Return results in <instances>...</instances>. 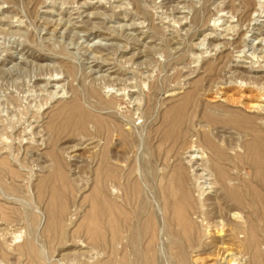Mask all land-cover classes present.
I'll list each match as a JSON object with an SVG mask.
<instances>
[{"label": "rangeland", "instance_id": "1", "mask_svg": "<svg viewBox=\"0 0 264 264\" xmlns=\"http://www.w3.org/2000/svg\"><path fill=\"white\" fill-rule=\"evenodd\" d=\"M263 100L264 0H0V264H264Z\"/></svg>", "mask_w": 264, "mask_h": 264}, {"label": "bare ground", "instance_id": "2", "mask_svg": "<svg viewBox=\"0 0 264 264\" xmlns=\"http://www.w3.org/2000/svg\"><path fill=\"white\" fill-rule=\"evenodd\" d=\"M249 0H245V2H248ZM74 3V2H73ZM116 8V7H115ZM178 8V7H177ZM201 9V8H200ZM228 12V11H227ZM217 15V14H216ZM13 16V15H12ZM165 18V17H164ZM171 20V19H170ZM216 21H214L215 23ZM219 28V27H218ZM225 33V32H224ZM86 44V43H85ZM12 51V50H11ZM211 52V51H210ZM196 55V54H195ZM193 63V62H192ZM57 75V74H56ZM46 76V75H45ZM51 79V78H50ZM241 84V83H240ZM56 85V84H55ZM61 90V89H60ZM111 92V91H110ZM51 94V93H50ZM63 94V93H62ZM61 94V95H62ZM64 95V94H63ZM38 98V96H37ZM264 101V100H263ZM253 103V102H252ZM255 107V110H258L259 112L261 111L262 114H264V106H261V104H255L252 105ZM253 107V108H254ZM4 113V112H3ZM2 113V114H3ZM21 115V114H20ZM10 116V115H9ZM263 116V115H262ZM11 118V117H10ZM9 119V118H8ZM261 121V120H260ZM263 125V124H262ZM212 132V131H211ZM45 136V135H44ZM5 139V138H4ZM188 139V138H187ZM191 139V138H190ZM199 140V139H198ZM201 140V138H200ZM199 143V141H198ZM198 143H196L195 141H193L192 139L190 140V142L188 143L187 147L185 148V150L183 151L182 154H179V157L181 160H183V162L187 165H189V169L190 171H195L193 172L194 176H199L202 179V185L200 187H203V184H205V187L210 188L216 195V193L218 192L217 189H220V193H219V197L221 199H225L227 201V198L230 197L227 194V190L228 188L226 187V183L224 179V175H223V171H221L219 168L215 167L214 164L212 163L213 157L215 156L214 154L216 153V146L209 140V138L207 136L203 137L202 143L203 146H201V144L199 145ZM232 145V144H231ZM248 146V145H247ZM236 147V146H235ZM250 147L253 149V151L255 152V156H256V162H257V168H264V137H256L254 138V140L252 141V143L250 144ZM234 148V147H233ZM238 148V147H237ZM247 149V148H246ZM250 149V148H249ZM240 150V149H239ZM230 151V150H228ZM218 154V153H217ZM231 155V154H230ZM233 156V155H231ZM216 157V156H215ZM218 157V156H217ZM178 158V157H177ZM233 158V157H232ZM179 159V158H178ZM182 163V162H181ZM216 163V162H215ZM179 171V170H178ZM261 171V169L259 170ZM258 172V171H257ZM180 173V172H179ZM186 173V172H185ZM262 173V172H261ZM183 175V173H182ZM178 176L179 179L181 178V180L184 179V176ZM177 176V175H176ZM186 176V175H185ZM191 176V175H190ZM189 177V176H188ZM192 177V176H191ZM196 177V178H197ZM194 179V178H193ZM199 179V178H198ZM187 180V179H185ZM185 180H183L184 182L178 183L179 185L181 184H185ZM186 185H184L185 187ZM199 187V186H198ZM180 188H183V186H181ZM187 188V186H186ZM185 188V189H186ZM179 189V186H178ZM183 189V190H185ZM182 190V189H181ZM179 190L178 192L180 194H182ZM189 190V189H188ZM231 190V189H230ZM186 191V190H185ZM190 192V191H189ZM231 192V191H230ZM185 193V192H184ZM188 193V192H187ZM194 193V192H193ZM190 194V193H189ZM168 195V194H167ZM173 195V194H172ZM178 195V194H177ZM185 194L181 195L183 196V199L185 200L187 197L185 196ZM191 195V194H190ZM233 195V193H232ZM181 196H178L179 198H181ZM188 196V195H187ZM212 197V195H211ZM214 197H217L214 196ZM175 198V195H174ZM177 198V197H176ZM178 198V200H179ZM192 198V197H191ZM189 198H187V201H190ZM210 199V198H209ZM230 199V205H232V207H230L229 211L227 212V217L230 219V222H232V226L229 227L226 231L223 229L222 227V216L219 215H212L213 213H211V210H194L193 213L196 215V217H199V223H201V227L205 230H208L210 227L213 229L214 232L217 233V235H221L224 240L226 239L225 237H236L237 233H238V229H240L241 227V215L239 214L240 212L237 210L239 205L242 203V201L240 200L241 198H238L237 196L234 198H229ZM181 200V199H180ZM185 200V201H186ZM192 200V199H191ZM185 203H188V202ZM193 201V200H192ZM207 201V200H206ZM211 201V200H210ZM209 201V202H210ZM215 200L213 199L211 202L213 203ZM177 202V201H176ZM224 202V201H223ZM181 203V202H180ZM184 203V201H183ZM191 204V202H189ZM188 203V204H189ZM228 203V202H227ZM189 204V205H190ZM243 204V203H242ZM245 206L247 207L246 203H244ZM177 205V204H176ZM180 207L185 209V211H188V207H185V204L183 205L182 203L179 204ZM182 205V206H181ZM192 205V204H191ZM195 205V204H194ZM200 205V204H199ZM206 205V204H205ZM212 205V204H210ZM216 205V204H215ZM184 206V207H183ZM193 206V205H192ZM196 206V205H195ZM194 206V207H195ZM201 206V205H200ZM227 206V205H226ZM242 206V205H241ZM243 206V207H245ZM168 207V206H167ZM209 207V206H207ZM190 208V207H189ZM225 208V207H224ZM240 208V207H239ZM242 208V207H241ZM166 209V208H165ZM202 209V207H201ZM216 209V207H215ZM248 209V208H247ZM193 210V209H192ZM226 211V209H224ZM184 211V212H185ZM186 211V212H187ZM217 212V210H214ZM185 212V213H186ZM215 212V213H216ZM222 212V211H221ZM175 213V212H174ZM178 213V212H177ZM190 213V210H189ZM192 213V211H191ZM242 213V212H241ZM185 215V214H184ZM189 215V214H188ZM191 215V214H190ZM221 215V214H220ZM177 216V215H176ZM189 217V216H188ZM198 219V218H197ZM184 220V219H183ZM2 221V220H1ZM228 221V220H227ZM3 223V222H2ZM12 223V222H11ZM195 223V222H194ZM188 224V223H187ZM225 224V222H224ZM176 225V224H175ZM184 225V224H183ZM229 226V225H228ZM177 228V227H176ZM189 229V228H188ZM187 231V230H186ZM203 231V232H204ZM208 232V231H207ZM211 232V231H210ZM191 234V233H190ZM206 234V232H205ZM187 238V237H186ZM202 238V237H201ZM236 239V238H235ZM218 242V241H217ZM222 245L224 243H221ZM229 247V246H228ZM226 249V248H225ZM224 253L226 252L225 250L223 251ZM222 252V253H223ZM231 252V251H230ZM221 254V253H220ZM228 254V253H227ZM224 255V254H223ZM231 255V254H230ZM219 256V255H218ZM221 256V255H220ZM237 256V255H236ZM227 258V257H226ZM225 260V259H224ZM221 261V259H220ZM235 257L231 256L226 260V264H235ZM216 264V263H215ZM219 264V263H218Z\"/></svg>", "mask_w": 264, "mask_h": 264}]
</instances>
